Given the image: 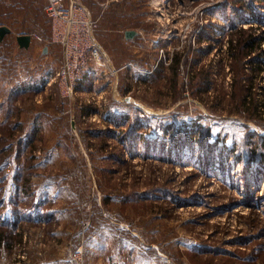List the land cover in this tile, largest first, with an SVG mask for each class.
Segmentation results:
<instances>
[{
	"label": "rangeland",
	"instance_id": "1",
	"mask_svg": "<svg viewBox=\"0 0 264 264\" xmlns=\"http://www.w3.org/2000/svg\"><path fill=\"white\" fill-rule=\"evenodd\" d=\"M68 3L97 23L105 57L73 101L49 84L64 52L45 1L0 0V264H264V173L245 168L264 73L252 85L242 61L258 104L243 103L227 43L264 0ZM25 34L44 40L21 48Z\"/></svg>",
	"mask_w": 264,
	"mask_h": 264
},
{
	"label": "built area",
	"instance_id": "2",
	"mask_svg": "<svg viewBox=\"0 0 264 264\" xmlns=\"http://www.w3.org/2000/svg\"><path fill=\"white\" fill-rule=\"evenodd\" d=\"M45 12L51 21V44H59L64 52L63 63L49 84H59L64 100L73 101L76 91L88 72L89 80L96 81V70L88 69L92 64L105 61L95 36L97 23L92 20L84 6L70 4L68 0H44ZM31 37L44 40L35 34Z\"/></svg>",
	"mask_w": 264,
	"mask_h": 264
},
{
	"label": "trees",
	"instance_id": "3",
	"mask_svg": "<svg viewBox=\"0 0 264 264\" xmlns=\"http://www.w3.org/2000/svg\"><path fill=\"white\" fill-rule=\"evenodd\" d=\"M257 22H251L247 28H237L236 25H232L228 31L230 33V37L227 41L229 44V56L230 58H233L234 63V69L236 74L234 75V84L235 85V93L242 97L243 103H247L250 99V96L253 100L252 102L258 104V102L255 100V96L253 92H251L250 87L246 88L245 85H243V79L245 78L244 75V69H243V60L248 59V62L250 63V66L252 67V72L249 75L251 78V83L254 85L256 79H257V74L264 73V19L261 20V18L255 17ZM50 23V22H49ZM261 29L263 30V36H258V32ZM261 52L260 56L259 55H254L255 53ZM180 60L179 58L175 57L170 60V65L171 69L174 71V74H178L179 70V65ZM254 96V98H253ZM131 131L129 132H124L125 136H132L135 133V130L132 128L130 129ZM206 136V135H204ZM249 141L253 140L254 138L257 141V148H251L249 154H248V159L247 162H245V168H252L254 167L256 170V173H264V136L260 135L256 131H251L248 133ZM175 149L177 146L181 145L182 147L189 145L190 148L199 144V147L202 148L204 143L203 141L198 142L196 138H187V139H182L180 140L174 139L173 141ZM193 145V146H192ZM236 147L231 149L230 152H235ZM235 158H237V161H243V154L239 153L235 155ZM161 159L165 160V157H161ZM21 172L18 173V176L20 175ZM19 180V177H17ZM175 201L179 202V204H186L188 203L187 201L177 198ZM9 234L3 230L0 229V254L2 252V248L6 246V243L8 244L9 242Z\"/></svg>",
	"mask_w": 264,
	"mask_h": 264
},
{
	"label": "water",
	"instance_id": "4",
	"mask_svg": "<svg viewBox=\"0 0 264 264\" xmlns=\"http://www.w3.org/2000/svg\"><path fill=\"white\" fill-rule=\"evenodd\" d=\"M11 29L6 26L0 27V38H3L5 35L11 33ZM18 43L21 48H28L32 42V37L29 34L18 36Z\"/></svg>",
	"mask_w": 264,
	"mask_h": 264
},
{
	"label": "crops",
	"instance_id": "5",
	"mask_svg": "<svg viewBox=\"0 0 264 264\" xmlns=\"http://www.w3.org/2000/svg\"><path fill=\"white\" fill-rule=\"evenodd\" d=\"M29 35H32V34H29ZM18 36H19V35H18ZM18 36H17V37H18Z\"/></svg>",
	"mask_w": 264,
	"mask_h": 264
}]
</instances>
